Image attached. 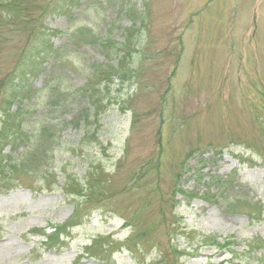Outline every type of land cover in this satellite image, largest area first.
<instances>
[{
    "label": "rangeland",
    "instance_id": "rangeland-1",
    "mask_svg": "<svg viewBox=\"0 0 264 264\" xmlns=\"http://www.w3.org/2000/svg\"><path fill=\"white\" fill-rule=\"evenodd\" d=\"M57 3L0 0V102L41 38L73 49L83 44L73 36L83 26L118 42L130 31L122 65L142 69L133 83L102 84L105 102L130 97L115 133L104 125L118 117L107 115L113 104L93 131L80 136L65 126L61 145L56 134L17 168L14 152L0 146V264H264V0H85L70 28ZM129 4L143 26L131 27L128 11L111 26ZM109 42L81 52L101 59L105 48L114 57ZM69 55L75 81L87 61ZM68 82L55 93L60 104L75 96ZM29 84L41 88L29 101L40 113L55 100V83ZM187 157L192 167L181 174ZM150 158L159 165H146ZM202 158L213 161L203 166ZM211 176L230 191L210 187ZM235 201L236 210L227 206ZM209 236L234 243L233 252L205 242Z\"/></svg>",
    "mask_w": 264,
    "mask_h": 264
},
{
    "label": "trees",
    "instance_id": "trees-1",
    "mask_svg": "<svg viewBox=\"0 0 264 264\" xmlns=\"http://www.w3.org/2000/svg\"><path fill=\"white\" fill-rule=\"evenodd\" d=\"M84 3L85 0H58L54 11L62 20L65 21L67 24L66 28H70L69 24L73 23L86 10L85 6H83ZM109 5V2L105 4V6L102 8L103 12L108 11ZM134 6L132 7L129 4L127 9L122 12V14L116 13L114 15V19L110 18L111 26H114L115 21L120 19L122 15H126L128 11L127 18L129 22L132 23L131 27L137 26V23H139V27H142L143 25L140 22L139 17L132 16L133 12L138 15L134 9ZM91 7L97 8L99 11L101 10V8L97 5ZM123 30V37L121 36L122 42H118L115 41L112 32L107 31L106 33L104 31L105 35H100L99 32L95 33L87 26L80 27L73 32V36H81L82 40L80 41H83V44H76L73 49L70 46L71 42L69 43L66 41L63 43V45L61 42H59L55 45L45 41V37L41 38V45L35 48L37 53L36 58L30 61L27 71L22 74V77L18 78L17 83H15L16 80L12 79L8 82V84H6V94L3 97L4 100L0 102V146L7 145L10 147V151L14 152L13 157L15 158L13 161V166L15 168L22 164L21 158L24 162V157L35 151L37 146H43L45 141L53 143V140L56 138V134H58L59 137H57V142L53 144L61 145L62 141H59L60 133L65 130V126L74 129L77 134H80V136L86 135L87 133L93 131L94 125L100 122V118L102 117L104 119V115L108 110L107 108L114 104L108 100L105 102L107 99L108 90L102 85L103 82H105V84H111L115 83L116 80L126 79L132 81L133 83L136 78L137 70H141L142 66L136 64L134 67L129 66L126 68L122 65V62L126 60L127 55L132 53V51L129 50L130 43L127 40V35L130 31L127 33L126 29ZM64 31H68V29ZM116 37H120V35H116ZM80 41H77V43ZM108 41H110L108 44H114L118 47V49H115L116 52H114V57L106 56L104 53L105 48L100 50V52L103 54L101 59L92 58V60L86 56V53L84 54L81 52L82 48L84 52L85 50L90 49L96 50V45H99L103 48V45H105V43ZM119 45H121L122 48H119ZM112 47L114 48L115 46ZM71 51L75 52L76 54L80 52L83 54V59H86L87 61V63H83L85 68L83 74H81L80 77L75 81L73 80L78 76V74L73 69H67L65 67V59L70 56L69 53ZM119 52L121 55L118 54ZM47 57H50L55 61L53 65L47 66L49 63L47 61ZM44 64L46 66H44ZM104 67H107L106 71L103 69ZM31 79L33 80V83L35 82L40 86L42 83L43 85L45 84V86L51 82L55 83V88L53 89L55 100H47L46 104L44 103L40 107V113L33 110L34 106H29V101L32 102V95L34 94L35 96L38 91L41 90V88H31L29 84ZM67 81H71L68 82V88L71 89L70 92H72L75 96L71 98L72 101H66L65 104H60L61 102L58 101L55 93L58 94L60 90V84H64ZM134 92L137 93V91ZM109 99H114L115 104L112 111L107 113V115L115 114L118 117L105 121L104 125L106 126L107 131L115 133L120 128L123 110H126L125 107L128 105V103L130 104V97L128 96L126 99L121 100H118L117 97H110ZM12 104L13 109L11 108ZM67 107L73 109L74 112L71 114H66L63 112V109ZM261 123L264 124L263 122ZM33 125H36L35 128H32ZM79 129L81 132H79ZM262 129L264 131L263 126ZM158 131L159 128L156 132ZM160 134L161 133H159V135ZM22 148H24L23 152L20 151ZM44 154L49 155L46 150L44 151ZM162 154L163 151L159 153V159L162 158ZM188 157L190 156L188 155ZM188 157L181 168V174H185L187 171H190L192 167V164L189 166ZM245 160L247 161L249 158ZM212 161V158H202V160L198 161V163L205 166L210 164ZM151 162H153V158L147 160L145 164L148 166H153L154 163L153 165H149ZM158 165L159 163L154 166ZM4 167L7 168V164H5ZM5 171V174H12V172H14L11 170H8L9 172L7 170ZM70 177L72 179L71 175ZM210 179L212 182L210 187L213 186L215 188L218 186V190L226 188L230 191V187H227L228 182H225L226 184L221 183L222 178L211 176ZM67 181L70 182V180L65 177V186L67 185ZM7 184L8 186L11 185L9 183ZM64 188L65 187H63V189ZM208 193L209 191L207 192V195H205L207 198L211 199L213 196ZM235 194L236 193H233L231 195ZM238 202L239 201H235L234 203L227 202V206L233 210H236ZM211 237L214 242H212ZM230 237L232 236H228L227 238L229 239ZM207 241L214 243L219 249L227 248V245L234 244L229 242V240L226 241V244H223L216 236H209L208 240H205V242ZM248 246L251 247L252 244ZM227 249L229 253L233 252L231 249Z\"/></svg>",
    "mask_w": 264,
    "mask_h": 264
}]
</instances>
